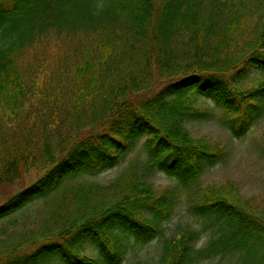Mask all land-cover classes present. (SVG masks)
<instances>
[{
	"label": "trees",
	"instance_id": "16d2710c",
	"mask_svg": "<svg viewBox=\"0 0 264 264\" xmlns=\"http://www.w3.org/2000/svg\"><path fill=\"white\" fill-rule=\"evenodd\" d=\"M60 1L0 0V190L39 172L0 203V220L40 200L49 214L26 249L0 250V264H122L124 239L164 237L179 196L136 171L188 186L224 159L187 127L215 116L194 95L215 101L236 138L264 117V78L241 86L250 69L264 72V0ZM52 42L60 52L48 69ZM144 137L146 160L111 185L67 184L118 165ZM237 191L231 181L202 188L190 210L204 227L165 237L159 264L218 255L264 264V215ZM204 230L209 240L197 248ZM87 240L97 257L85 254Z\"/></svg>",
	"mask_w": 264,
	"mask_h": 264
},
{
	"label": "rangeland",
	"instance_id": "374dc122",
	"mask_svg": "<svg viewBox=\"0 0 264 264\" xmlns=\"http://www.w3.org/2000/svg\"><path fill=\"white\" fill-rule=\"evenodd\" d=\"M70 6L72 5L70 3ZM63 0L59 4H62ZM65 4V6L68 4ZM47 51L48 69L55 66V57L60 52L58 43L52 42ZM59 50V51H58ZM43 52V50H42ZM45 54V53H44ZM57 54V55H56ZM44 57V56H43ZM58 58V57H57ZM47 76V75H46ZM45 77V76H44ZM264 78V72L256 68L250 69L247 77L241 82L242 87L257 85V82ZM196 104L215 114L212 117H203L191 120L187 127L191 135L195 138H207L223 148L225 152L224 159L217 164L208 167L200 179L188 186L179 184V182L161 171L143 173L137 170L139 179L153 183L157 190L173 189L178 192V200L172 217L164 223L166 228L164 237H158L148 244H135L133 239L125 240L128 245L125 260L122 264H159L162 253V247L165 237L173 235L180 227L192 225L194 228L202 229L205 225L203 219L193 214L190 210L200 197L204 187H220L228 182H233L238 187V197L244 203L251 205V208L258 215H264V117L252 127L249 133L236 138L230 130L219 120L221 108L215 101L208 96L194 95ZM146 137L140 139L130 148L127 155L114 167L106 168L95 174H79L67 181V184L84 183L91 185L99 183L103 186H109L130 171L131 165H137L144 162L147 157L145 148ZM136 174V173H135ZM39 177L38 171L25 173L23 178L17 180L10 189L0 192L1 202L3 203L11 192H18L25 186L31 184ZM128 181L122 185H127ZM43 200L33 202L28 206L17 211L13 215L0 220V250L10 251L15 246L26 249L28 238L35 239L34 232L36 228L47 224L43 215ZM39 233L37 232L36 235ZM211 231L204 230L200 239L196 242V247L204 246L209 240ZM39 242H42L41 236ZM85 254L97 257L98 249L91 240L85 242ZM198 264H239L236 255H218L214 258L204 260Z\"/></svg>",
	"mask_w": 264,
	"mask_h": 264
},
{
	"label": "snow or ice",
	"instance_id": "6c2138e0",
	"mask_svg": "<svg viewBox=\"0 0 264 264\" xmlns=\"http://www.w3.org/2000/svg\"><path fill=\"white\" fill-rule=\"evenodd\" d=\"M247 123V122H246ZM246 126V125H245Z\"/></svg>",
	"mask_w": 264,
	"mask_h": 264
}]
</instances>
